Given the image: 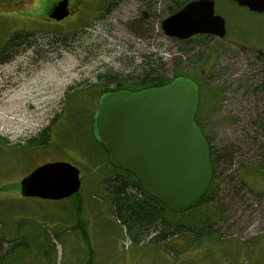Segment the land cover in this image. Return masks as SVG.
Here are the masks:
<instances>
[{
  "label": "rangeland",
  "instance_id": "rangeland-1",
  "mask_svg": "<svg viewBox=\"0 0 264 264\" xmlns=\"http://www.w3.org/2000/svg\"><path fill=\"white\" fill-rule=\"evenodd\" d=\"M52 1L0 0V233L6 239L0 251L11 253V240L24 239L4 264H264V65L237 48L264 44V12L215 0L229 35L185 42L161 27L172 0H120L104 15V0H85L63 21L48 17ZM16 31L34 36L7 48ZM250 32L255 37L244 41L241 34ZM148 56L162 57L164 76L185 73L203 82L198 120L212 145L234 150L232 163L220 168L214 197L225 200L221 242L132 243L103 196L101 180L113 164L91 128L101 76L137 73ZM250 89L259 92L255 98ZM45 132L47 143L32 147L30 139ZM59 160L80 169L79 192L58 200L23 197L21 180ZM233 194L237 200L227 197Z\"/></svg>",
  "mask_w": 264,
  "mask_h": 264
},
{
  "label": "water",
  "instance_id": "water-1",
  "mask_svg": "<svg viewBox=\"0 0 264 264\" xmlns=\"http://www.w3.org/2000/svg\"><path fill=\"white\" fill-rule=\"evenodd\" d=\"M234 1L264 11V0ZM68 14V0H59L49 12L55 20ZM161 27L166 36L183 40L226 34V20L215 12L214 0L188 2L166 16ZM198 101L197 83L183 76L162 86L104 92L93 115L92 131L111 163L132 172L148 194L175 212L199 202L213 173L209 143L195 121ZM81 184L77 166L50 161L27 174L20 191L24 197L58 200L79 192Z\"/></svg>",
  "mask_w": 264,
  "mask_h": 264
},
{
  "label": "trees",
  "instance_id": "trees-1",
  "mask_svg": "<svg viewBox=\"0 0 264 264\" xmlns=\"http://www.w3.org/2000/svg\"><path fill=\"white\" fill-rule=\"evenodd\" d=\"M184 1L185 0H172V12L179 10ZM119 2L120 0H105L100 10L103 15L109 14L118 6ZM104 5L107 7L103 8ZM32 36H34V34L29 32L16 31L10 36L6 47L14 49L18 46L25 45L29 42ZM161 59L162 57L154 59V57L148 56L144 60V63L138 67L137 73L128 75H121L116 72L113 73V75L109 73L103 74L101 76L103 88L98 90L99 96L104 92L117 91L129 87L132 88V91H136L148 87L162 86L175 78L183 76L189 77L185 73H175L172 77L164 76L160 61ZM189 78L197 83L195 78ZM75 90L76 88H73V92ZM77 91H81V89L76 90L75 92ZM261 92L264 93L263 90H261ZM195 121L208 140L210 147V161L213 168L209 187L197 204L184 211L175 212L162 201L148 194L142 188L140 181L132 172L118 168L114 165L112 171L101 180V185L104 190L103 196L109 201L112 212L120 223L126 226L127 236L132 243L153 241L164 247H169L168 241L170 239L181 237L186 244L191 247L195 246L204 238H216L219 242L222 241L223 236L219 237L217 225L219 220L224 217L225 207L223 205L225 200H217L214 197H216L220 191V168L224 164L232 163L234 159V150H230L228 148L230 146L217 148L212 145L198 120V114L195 116ZM47 141L48 133L45 132L42 134L41 139L33 137L29 142L32 147H35L45 145ZM39 142H41V144H39ZM103 148L108 154V150L105 147ZM261 151L264 154V144L261 146ZM108 160L111 163L109 154ZM231 189L232 188H230V190ZM227 197L235 200L238 199L234 194ZM23 240L22 236L15 240H11V253H7L8 251H6L7 254H2V251H0V261L2 264L5 263L6 259H9L8 257H10L13 252L18 250V248L24 243ZM4 241H6V239L0 233V249L2 243H5Z\"/></svg>",
  "mask_w": 264,
  "mask_h": 264
},
{
  "label": "flooded vegetation",
  "instance_id": "flooded-vegetation-1",
  "mask_svg": "<svg viewBox=\"0 0 264 264\" xmlns=\"http://www.w3.org/2000/svg\"><path fill=\"white\" fill-rule=\"evenodd\" d=\"M59 0H56V1H52L49 5V8H48V13L49 11L58 3ZM85 0H68V10H69V14L68 16H66L64 19L62 20H55L53 18H51L48 14V17L51 19V20H55V21H63L65 20L66 18H68L72 13H74L75 11L77 10H80L81 9V6H82V3L84 2ZM105 1V0H104ZM192 0H185L183 2V5L182 7H184L188 2H190ZM215 1V0H214ZM236 2V1H235ZM104 2L101 3V7H102V4ZM216 3V2H215ZM107 6L104 5L103 8H106ZM181 7V8H182ZM246 7V6H245ZM248 8V7H247ZM249 9V8H248ZM250 10V9H249ZM252 11V10H251ZM255 12V11H253ZM264 12V11H263ZM263 12H259V13H263ZM257 13V12H256ZM254 34V32H250L249 34H241L243 35V37H245L244 41L245 40H248V39H252L255 37V35H252ZM229 35V32H228V25H227V21H226V34L224 37H221V38H226V36ZM198 36H215V35H209V34H196V35H193L191 36L190 38L186 39V40H182V41H190ZM218 37V36H216ZM231 37H229L230 39ZM233 38H237L238 39V36L236 37H233ZM264 38V36H263ZM233 42V41H232ZM233 43H237L236 40H234ZM237 48L241 49L244 53L246 54H250V53H253L255 56V60L258 61L259 63H262L264 65V44H258L256 43L255 41H246V42H240L239 44H237ZM197 85H198V90H199V101H198V105L200 106V103H201V95H202V92H203V82L201 80H198L197 81ZM128 90H132L131 87L129 88H126ZM254 92L255 93H259L258 91H253V90H249L248 91V94L250 97L252 98H255V95H254ZM99 99V97L97 98V100ZM98 103V101H97Z\"/></svg>",
  "mask_w": 264,
  "mask_h": 264
}]
</instances>
